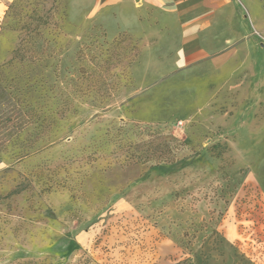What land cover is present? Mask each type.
I'll return each instance as SVG.
<instances>
[{
	"label": "rangeland",
	"instance_id": "1",
	"mask_svg": "<svg viewBox=\"0 0 264 264\" xmlns=\"http://www.w3.org/2000/svg\"><path fill=\"white\" fill-rule=\"evenodd\" d=\"M108 28L0 0V264H264L258 91Z\"/></svg>",
	"mask_w": 264,
	"mask_h": 264
},
{
	"label": "crops",
	"instance_id": "2",
	"mask_svg": "<svg viewBox=\"0 0 264 264\" xmlns=\"http://www.w3.org/2000/svg\"><path fill=\"white\" fill-rule=\"evenodd\" d=\"M74 2L94 13L107 30L114 24L117 32L132 30L157 41L154 55L170 56L177 69L211 66L214 78L225 79L229 88L239 86L235 78L241 73L242 89L258 91V104L247 113L264 110V0ZM252 78L257 82L245 84Z\"/></svg>",
	"mask_w": 264,
	"mask_h": 264
}]
</instances>
